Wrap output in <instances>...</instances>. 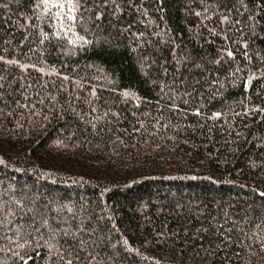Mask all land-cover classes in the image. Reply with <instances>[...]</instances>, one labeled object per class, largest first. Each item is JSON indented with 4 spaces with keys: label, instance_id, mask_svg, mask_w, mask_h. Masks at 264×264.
I'll list each match as a JSON object with an SVG mask.
<instances>
[{
    "label": "trees",
    "instance_id": "1",
    "mask_svg": "<svg viewBox=\"0 0 264 264\" xmlns=\"http://www.w3.org/2000/svg\"><path fill=\"white\" fill-rule=\"evenodd\" d=\"M0 264H264V0H0Z\"/></svg>",
    "mask_w": 264,
    "mask_h": 264
}]
</instances>
